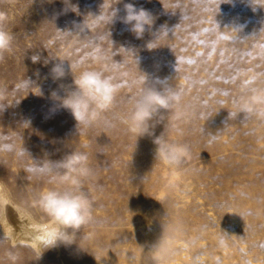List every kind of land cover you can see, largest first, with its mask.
Returning <instances> with one entry per match:
<instances>
[{"label":"rangeland","instance_id":"rangeland-1","mask_svg":"<svg viewBox=\"0 0 264 264\" xmlns=\"http://www.w3.org/2000/svg\"><path fill=\"white\" fill-rule=\"evenodd\" d=\"M129 3L154 20L139 38L122 20ZM112 8L116 16L107 24L104 13ZM0 27L15 38L0 59V87L8 89L0 96L8 105L0 112V138L16 137L14 150H0V193L8 201L0 199V264H11L9 250L19 254L17 264H151L148 252L164 226L178 221L183 232L160 264H264V126L230 115L242 88L264 87V79H254L264 76V8L253 11L250 0H0ZM58 29L71 34L56 39ZM162 29L168 35L149 50ZM105 57L127 61L115 111H126L122 101L142 87L145 74L147 86L180 94L182 134L167 127L170 110L159 109L151 134L97 128L79 135L52 93L63 98L73 90L69 62L78 75L101 70ZM59 58L65 76L53 79ZM26 80L31 87L17 90ZM164 132L191 147L178 166L156 159L154 140ZM73 152L86 153L96 172L85 184L95 189L96 224L78 230L71 244L44 249L22 227L29 220L41 231L54 227L32 195L56 186L30 169Z\"/></svg>","mask_w":264,"mask_h":264},{"label":"clouds","instance_id":"clouds-1","mask_svg":"<svg viewBox=\"0 0 264 264\" xmlns=\"http://www.w3.org/2000/svg\"><path fill=\"white\" fill-rule=\"evenodd\" d=\"M65 2L67 3V0ZM117 2L119 0H116ZM250 4L253 11L257 7L264 8V0H250ZM179 6V4L173 5V7ZM72 10L76 11V8L73 7ZM125 11L126 15L122 18L123 23L130 26V30L137 38L143 35L145 26L150 28L154 22L148 11L143 8L138 10L131 3L125 4ZM115 16V8L104 13L105 23L109 24ZM65 34L71 33L58 29L55 38L63 39ZM162 35H168L166 29H162L159 35L147 44V48L151 50L160 47L157 41ZM14 39L12 33L0 27V59L3 58L4 53L13 50ZM32 59L33 62H36L39 57L33 56ZM104 59L105 63L101 70H85L78 75L74 74V69L78 65L69 62L73 74V90L68 91L63 98L58 97L56 92L52 93V96L60 99L61 106L69 110L77 121L79 135L97 128L105 133L122 130L137 137L151 134L149 121L159 109L170 110L172 115L167 127L178 135L182 134L177 121L185 117L187 112L180 108V94L173 87L166 88L161 93L154 87L147 86V77L144 73L140 80L142 87L122 101L126 106V111L124 113L116 112L117 96L120 92V84L117 80L121 76L128 75L127 72L123 71L127 61L112 63L110 57ZM59 60L60 63L55 64L51 69L53 79H61L65 76L63 66L65 60L60 58ZM135 60L138 66V61L136 58ZM254 79H264V76L257 74ZM135 83L136 81H133V84ZM29 87L31 84L26 80L17 85V90H26ZM241 92L242 94L235 104L236 111L230 115L238 116V114L243 113L244 121L255 120L260 126H264V87H244ZM6 95H8V89L0 87V96ZM7 106L5 103H0V112ZM161 119L164 118L161 117ZM252 131L255 132V129ZM15 139L14 136L0 138V150H14L16 147ZM3 141H11V143H4ZM154 144L157 146L156 159L169 166H178L191 154L190 145L170 141L165 132L155 138ZM17 154L23 156L24 153L18 152ZM30 171L38 172L47 177L46 183L56 186L32 195L35 205L54 221V227L45 229L34 237L44 249L56 246L57 242L71 244L75 242L78 230L84 226L96 224V201L91 195L95 189L93 187L85 189V184L95 178L96 172L89 166L86 153L73 152L56 163L47 160L46 162L41 161L38 167L30 169ZM0 199H3L5 203L8 202L6 193H0ZM182 232V222L178 221L173 225L164 226L162 238L148 252L151 264H160L167 255L173 254L172 241L175 239V234ZM86 238H90V236ZM3 239L6 237L0 238V241ZM221 243H223V237ZM6 258L11 264H17L20 257L17 252L9 250L6 253Z\"/></svg>","mask_w":264,"mask_h":264},{"label":"bare ground","instance_id":"bare-ground-1","mask_svg":"<svg viewBox=\"0 0 264 264\" xmlns=\"http://www.w3.org/2000/svg\"><path fill=\"white\" fill-rule=\"evenodd\" d=\"M24 216H26V215H24ZM40 227H42V226H40V224H37V223L30 221V220L28 221V223H23V227H22L24 230V233L26 235H28L27 240H29L31 243H33L37 246H39L40 243L34 237L43 232V231L39 230Z\"/></svg>","mask_w":264,"mask_h":264}]
</instances>
